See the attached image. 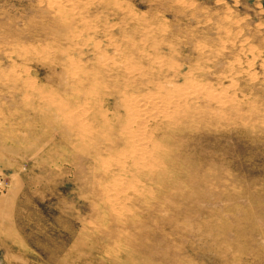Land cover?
<instances>
[{
    "label": "rangeland",
    "instance_id": "1",
    "mask_svg": "<svg viewBox=\"0 0 264 264\" xmlns=\"http://www.w3.org/2000/svg\"><path fill=\"white\" fill-rule=\"evenodd\" d=\"M119 1L135 14L82 0L71 42L48 0H0V264H264V0ZM94 80L107 125L75 135L49 101L82 109ZM188 81L226 98L185 94L130 167L124 95Z\"/></svg>",
    "mask_w": 264,
    "mask_h": 264
},
{
    "label": "bare ground",
    "instance_id": "2",
    "mask_svg": "<svg viewBox=\"0 0 264 264\" xmlns=\"http://www.w3.org/2000/svg\"><path fill=\"white\" fill-rule=\"evenodd\" d=\"M81 1L82 0H48V3H49L48 6L52 8L51 11L55 13V17H54L55 19L53 18L54 21L56 20L58 23L62 22L64 24L63 26H65L68 29L67 38L65 34V39L71 42H73L74 40H78V38L81 37L82 35L81 32L78 33V26H79L78 23H82V24L87 23V20L84 17L80 18L79 20V16H81V14H79L78 12V15H77L76 13V11H78L77 9ZM92 1L93 2L102 1L103 3L109 6L115 7L116 9L128 11L131 15L135 14L132 10L129 9V7L123 5L119 0H92ZM85 2L83 1V3ZM83 3L81 4V6L85 5ZM123 3L126 4L125 2ZM157 26H158V30H156L157 33L160 32L161 34L165 31L162 25H157ZM82 41H83L82 42L83 44H87V45H91L95 47L99 46L97 43L95 44L93 40L91 39V37L89 36H85L82 39ZM133 47L136 51H138L137 54L139 55L140 58L149 59L150 70H154L152 73L161 74L162 69H165V68L167 69L168 67L170 68L173 65L170 59H169V62H170L169 63L167 60L163 59L162 56L149 55V54L144 53L143 50H138L139 47L136 45L135 41L133 42ZM117 53L122 56L125 54V51L122 50L119 46V48L116 47V54ZM36 55H39V54L37 53ZM41 55L43 58V54ZM109 57L110 56L106 54L100 53L97 57V60H99L102 65L117 64V62L114 59L109 58ZM133 58L131 57L125 58L121 63L122 67L120 66L126 71L128 75L139 74L138 71L144 68L141 65L137 66ZM69 64H70L69 68L71 69V71H73L74 69H78L80 73L83 74V69L79 67L77 62L75 63L69 60ZM71 71L69 72V74L71 73ZM81 74L77 75L73 72L71 76L75 78L74 79L75 82H81L82 80H84L85 75H86L85 74L83 76ZM96 82L98 81H95V80L92 81L91 90L86 93L87 99L82 109L68 110L61 103L59 105L54 104L55 100L52 98H51V101H49V111H51L54 115L62 116L63 123H67L69 125L71 122L72 123L76 122L74 125H70V127L74 131H76L75 135L76 133L78 134V132L80 135H86L90 131V127L84 123L87 120L89 122L90 120L99 121V122L103 121V125L104 126L107 125L108 113H107V110L103 109V103L100 100L102 97L101 96L102 94L98 96L100 85ZM186 84H189L186 87V89H188L186 92L184 91L183 88H176V86H173L171 84L168 85L167 87L165 86L166 84L165 85L160 84L155 93H146L142 96H136V97L124 95V99L121 101V107L124 108L126 111L125 113L126 120L121 130V136L124 139L125 143H124L123 148L117 151L115 154L117 155L120 153L125 158H128V161L131 163L130 167H133L134 169H137V170H144L146 167V164L150 160H152L151 158L153 157V155H154L153 162L156 160L158 154H155L153 151L148 150L150 147L148 143V138L150 134V131H148V123L150 121L155 120L156 118L161 119L162 117H168L170 114V110H168V108H170L172 105L174 106L177 105L180 99L185 94L187 93L188 94L197 93L196 95L205 94L209 100L212 99L214 101H222L224 98H226L225 92L223 93L219 91V92L213 93L208 88L204 87L203 85L199 83H195L193 81H188ZM75 118H77L78 120H76Z\"/></svg>",
    "mask_w": 264,
    "mask_h": 264
}]
</instances>
